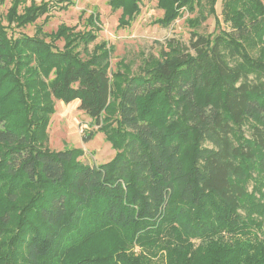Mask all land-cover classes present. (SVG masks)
Returning <instances> with one entry per match:
<instances>
[{"label":"trees","instance_id":"1","mask_svg":"<svg viewBox=\"0 0 264 264\" xmlns=\"http://www.w3.org/2000/svg\"><path fill=\"white\" fill-rule=\"evenodd\" d=\"M222 1L229 30H193L154 74L120 66L114 80L107 42L89 50L94 30L9 34L51 8L12 0L0 14V193L26 182L39 197L14 233L0 201V248L20 239V264H264V83L251 48L264 46V2ZM109 4L124 26L142 0ZM215 5L157 3L165 24L196 13L195 29ZM56 100L80 101L116 149L110 161L82 164V149L45 147Z\"/></svg>","mask_w":264,"mask_h":264},{"label":"rangeland","instance_id":"2","mask_svg":"<svg viewBox=\"0 0 264 264\" xmlns=\"http://www.w3.org/2000/svg\"><path fill=\"white\" fill-rule=\"evenodd\" d=\"M25 1L26 5H31L33 1L38 4L47 1L50 2L51 8L35 23L26 24L24 27H10L9 34L18 36L50 33L56 31L61 24L76 26L79 30H94L97 37L90 43L89 50L92 51L94 46L100 42H107L106 48H111L112 51L110 67L114 80H116L114 73L120 66L122 67L120 70L123 72L125 69H129L127 75L130 76L154 74L158 63L165 58V53H172V49L179 45H189L193 30L204 34H216L221 28L230 29L229 24L223 22L222 0H216V14L210 15L197 29L193 27L195 20L190 21L196 16V13H191L186 9L182 15L170 23L162 22L164 11L157 6L158 0H142L141 12L132 20V23L124 26L119 25L122 10L114 9L109 4V0H73L72 3H69L70 0ZM11 4L12 0H5L0 4L2 17L8 12ZM91 14L97 17L96 27L88 23ZM4 24H8L6 20H4ZM46 38L47 40L52 39L50 36H46ZM57 44L62 47L63 42L58 41ZM262 47L264 46L260 39L251 44V48L260 59L259 78L264 83ZM4 92L3 89L1 94ZM118 94L119 90L116 91L115 98H118ZM162 96L163 94L157 93L154 98L159 105H161L160 98ZM117 101L115 100L113 105H117ZM79 102V100H74L72 103L66 104L61 100H56V110L48 126L45 147L51 150L71 147L82 149L83 153L78 157V161L82 164L110 161L114 157L116 149L106 139L97 122L79 109ZM90 134H93L91 138ZM245 134H248L247 130H245ZM38 194L35 187L26 182L19 183L16 188L13 186L8 188L7 185L3 188L0 193L1 204L10 207L13 211V221L8 231L14 233L19 223L31 216L29 209L35 204L39 197ZM12 196H15L16 199L12 200ZM9 237L10 235L7 236L4 245L0 248V264H20L17 257L22 249L19 244L20 239L13 241ZM9 245L15 247H10L8 252L7 246Z\"/></svg>","mask_w":264,"mask_h":264}]
</instances>
